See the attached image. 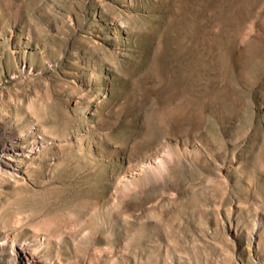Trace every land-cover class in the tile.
<instances>
[{"label": "rangeland", "instance_id": "obj_1", "mask_svg": "<svg viewBox=\"0 0 264 264\" xmlns=\"http://www.w3.org/2000/svg\"><path fill=\"white\" fill-rule=\"evenodd\" d=\"M2 163L0 264H264V0H0Z\"/></svg>", "mask_w": 264, "mask_h": 264}, {"label": "bare ground", "instance_id": "obj_2", "mask_svg": "<svg viewBox=\"0 0 264 264\" xmlns=\"http://www.w3.org/2000/svg\"><path fill=\"white\" fill-rule=\"evenodd\" d=\"M7 164H8V163H7ZM0 165H1V166H3V165L6 166L4 163H2V164H0ZM7 166L9 167V165H7ZM1 169H3V168H1Z\"/></svg>", "mask_w": 264, "mask_h": 264}]
</instances>
